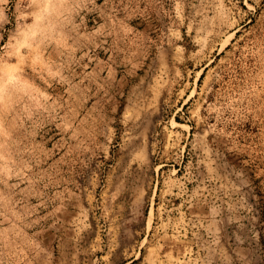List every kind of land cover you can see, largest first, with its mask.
Returning <instances> with one entry per match:
<instances>
[{"label": "rangeland", "instance_id": "374dc122", "mask_svg": "<svg viewBox=\"0 0 264 264\" xmlns=\"http://www.w3.org/2000/svg\"><path fill=\"white\" fill-rule=\"evenodd\" d=\"M0 264H264V0H0Z\"/></svg>", "mask_w": 264, "mask_h": 264}]
</instances>
